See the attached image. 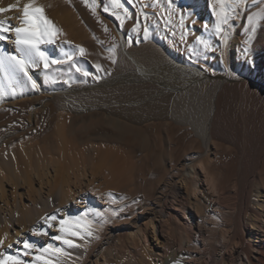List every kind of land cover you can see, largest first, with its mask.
Listing matches in <instances>:
<instances>
[{
    "label": "rangeland",
    "instance_id": "rangeland-1",
    "mask_svg": "<svg viewBox=\"0 0 264 264\" xmlns=\"http://www.w3.org/2000/svg\"><path fill=\"white\" fill-rule=\"evenodd\" d=\"M28 2L29 0H10L0 5V8L6 9L11 5L15 6L0 13V21L6 19L4 21L9 24L11 20L15 23L12 26L19 25L20 19L17 14ZM43 2L38 4V1L34 0L36 6L38 4L39 7L46 8L44 13L58 10L56 24L70 27L75 25L80 35L85 33L90 38L87 37L86 43H80L79 37H75V41L70 44L54 41L49 53L43 48L48 43L41 44L40 49L46 52L49 60L61 62L49 63L45 69L43 63L38 61L37 65L28 69L32 80L18 72L20 77L29 80L30 84L27 82V85L31 92L33 91V96L19 97L11 100L12 103L0 104V192L3 191V195H0V240L3 241L0 244V253L16 256L25 264H43L42 261L35 260L37 255H41L35 248L30 250L29 255H24V252L29 250L24 249L22 242L27 240L38 247L51 244L63 248L66 254L59 257L57 264H154L155 261L149 257L150 249L144 246L146 242L155 246V238L157 245L161 243L165 250L181 244L185 252L190 255L196 254L199 258L195 260L196 264H205L203 261L205 250L208 249L212 254L213 246L222 240L220 234L230 232L234 224L237 226L238 216L235 209L238 199L247 184L252 189V184H249L252 174L264 161V86L252 80L243 67L239 68L240 74L231 75L226 63L220 61L217 64L224 70L203 67L200 63L190 60L178 61L181 66L200 70L208 77V80L206 79L208 86L214 80L226 81L224 93L219 95L216 102L218 117L213 124V142L206 156L207 162H203L200 167L197 158L201 157L205 150L201 142L187 129L183 133L178 132L176 131L178 126L169 121L173 130L172 144L167 142L163 124L154 119L143 121L137 126L121 121V129L114 131L111 127L112 113L80 105L74 99L78 91L90 94L93 91L110 90L113 86L106 87V90L104 82L122 76L132 68L121 50H118L121 40L126 41L131 53L137 52L139 55L146 54L145 51L142 53L143 49L140 48L145 44L150 43L151 47L156 48L164 47L167 29L164 30L165 33L161 30L162 21L155 9L157 0V3L155 0H133L132 4L127 0H120L123 5L120 9H113L108 0H96V3H93V0ZM193 13L196 16L194 14L191 16V24L199 23L201 11L196 9ZM155 18L160 22L158 23ZM116 28L121 32L120 36ZM77 46L85 50L84 55L80 54ZM117 50L122 54L117 53ZM11 83L8 90L15 92L16 86ZM57 125L63 130L70 131L78 147L86 153L92 150L91 145L102 141L110 140L113 145H120L119 140L126 141V149L132 152L131 168L125 171L127 174L125 172L118 174L123 176L119 181L107 182L104 178L108 173L104 172L106 175L102 179L101 172H98L99 175L96 173L92 158L90 159L92 162L86 164L81 161L76 163L71 160L72 158L64 161L59 155L47 152L48 139L45 137ZM21 142L32 145L35 149L33 151L31 147L30 150L32 162L33 158L39 156L38 153V156H35L38 148L43 149V153L50 157L46 156L49 166L47 165L45 173L42 171L41 182L33 177L38 170L24 161L21 153L15 150V153L9 152V149L12 147L15 149ZM183 163L184 167L181 166ZM60 166L61 176L66 180L70 179L71 192L68 201L60 195V184L58 187L54 186L55 170H61ZM207 173L215 183L213 188L209 187L210 183L206 180ZM192 175L197 182L194 194L189 197L191 184L188 183L187 187L182 189H177L176 184L183 177L190 179ZM73 178H79V181L75 182ZM102 182H105L108 188ZM118 184L122 186L119 189ZM219 194L224 196L220 202L216 201L217 207L212 211L210 209L212 198L218 197ZM164 196L170 200L184 198L176 207L177 219L167 223L162 218L160 222H154L153 228L147 226L144 239L135 229L138 225L145 230L148 219H153L150 212L152 209L155 212L159 211V200ZM206 205L207 209L212 211L208 220L211 229L206 233L211 239L205 247H200V244L188 246L186 239L189 236V225L196 226L194 224L198 220L196 214ZM52 215H55L56 219L49 222L51 224L49 227L44 218ZM66 217H79L85 218L86 222L90 221L92 236L84 239L68 237L74 239L79 247L67 248L61 241L53 239L61 234L58 230L59 221ZM204 229L203 227L200 229L202 233L205 232ZM43 232L47 235L42 234ZM194 240L199 243L198 237L194 236ZM228 246L225 253L230 255L233 253L234 241H230ZM45 256L57 261L54 256L48 257L47 254Z\"/></svg>",
    "mask_w": 264,
    "mask_h": 264
},
{
    "label": "bare ground",
    "instance_id": "bare-ground-1",
    "mask_svg": "<svg viewBox=\"0 0 264 264\" xmlns=\"http://www.w3.org/2000/svg\"><path fill=\"white\" fill-rule=\"evenodd\" d=\"M8 1L10 0H0V5H3ZM37 1L39 4L44 0ZM45 1L43 3H45ZM152 4L153 3H151V5ZM45 9L46 8L44 7V10ZM155 9L157 10L158 17H160L162 21L163 29L158 27L159 30L161 29L165 33L167 29L165 35L167 36V39L164 41V47L160 46L156 48L151 47L152 45L150 46V43L149 45L145 44L140 46V48L143 49L141 52L143 53V51H145L146 54L139 55L136 54L137 52L131 53L130 50H128V44L126 41L121 40L118 50H121L133 69L130 68V70L126 73L124 72L122 76L104 82L103 85H106L104 89L107 90L106 87L110 88L112 86L115 87L114 89H112V87L107 91H93L90 94H83L78 91L76 92L77 94L75 95V98H73L80 103V105L84 104L89 108L96 107V109H100L105 113H112L111 119L113 122H111V127L114 131L121 129V121L137 126L143 121L154 119L163 124L161 125L167 135V142L172 144V128L169 121L178 126V129H176L178 132L183 133V131L187 129L201 142L205 150L204 154L202 153V156L197 158L199 159V166L201 167L203 162H207L206 156L210 151L213 142V124L215 118L218 117L216 102L219 95L224 93V82L226 81L221 79L214 80L211 82V85L209 84L210 86H208L206 85V79L208 80V77L203 75L200 70L193 67L181 66L178 64V61L182 62L190 60L200 63L203 67L224 70L222 66L217 64V62L220 61L226 63L231 75L238 74L240 71L239 68L243 67V70L248 72L252 80L264 86V0H244L243 4L235 7L229 17L228 23L221 25L222 32L227 34L226 42L223 40L222 35H217L216 33L218 18L215 13L221 10V6L217 4L215 0H160L155 4ZM196 9L201 11V19L199 23L191 24V16L193 14L195 15L193 12ZM57 11L53 10L44 13L46 17L52 21L53 25L55 24L54 27L58 30V34L53 38L54 41L59 43L62 41L63 44H70L79 37V40L81 39L79 41L80 43H86L88 38H90L89 35L87 36L85 33L80 35L79 30L74 27L75 25L70 27L60 23H58L59 25L56 24L58 22ZM17 15L20 19L22 17V11ZM249 16L254 18L251 23L248 19ZM156 21L158 20L156 19ZM19 22L21 24V20ZM159 22L160 21H158V23ZM9 24L15 25L14 21L11 20L9 21ZM20 24H17L18 27ZM7 25L8 23H6L5 26ZM116 31L120 36V30L116 28ZM158 32L160 33V31ZM7 35L10 36L11 39L0 41V57L10 54L18 55L15 50V44L12 42L15 38V34L12 32H9L8 34L7 32ZM52 44L53 43H48L47 45L44 44L45 46L43 48L49 53ZM121 52L118 51L117 53ZM28 81L29 80L20 77L18 72H13L6 69L4 66H0V104L12 103L11 100H14L15 98L32 95L33 91L31 92L28 88ZM10 83L15 84V92L14 90L13 92H11L10 89L8 90ZM66 93H69V91H66ZM246 95L247 91H245L244 97H246ZM157 125L159 126V124ZM7 133L9 132L7 131ZM45 138L48 139V141H46L47 152L55 153L57 156L59 155L64 161L72 158L71 160L76 161V163L77 161H81L86 164L91 161L90 159L92 158L93 162H91L97 171L96 173L101 172L103 174L100 173L102 179L107 173L109 174V176H107L108 174L106 175L107 178H104L107 182L108 180L114 182L119 181V179L123 177L120 176L121 173L124 174L125 171L131 168L133 163H130L132 152L126 149V141L123 140L118 139L120 145H113L110 140L102 141L95 145H91L90 149L92 150H89L90 152L88 151L86 153V151L84 152L78 147L76 139L72 136V133L68 130H63L60 125H57ZM8 140V142H10V138ZM31 147L32 145L29 146L21 142V144L15 146V149L14 147L9 149V152H14L15 150L16 152L18 151L21 153L23 160L29 162L38 170V173L33 177L37 180L39 179L41 182L43 178L42 174L43 172L45 173V170L47 169L46 167L49 164L46 161V156L47 158L49 156L47 153H43V149L37 147L38 149H36L37 152H35V156H39L35 159L33 158L32 162V153L30 150H32L33 147L32 149ZM34 150L35 149H33V151ZM69 164L72 165L71 162ZM75 165L76 164H74V166ZM181 166L184 167V163ZM77 167L79 168L80 166ZM62 168L61 170H55L54 186L58 187L60 184V195L68 201L71 192L69 190L70 179L66 180L61 176ZM93 172H95L94 169ZM104 172L107 173L104 175ZM194 174L195 172L193 175ZM208 174L209 173L206 175V180L210 183L209 187L213 188L215 183ZM193 175L190 179L183 177L181 181L176 184L177 189H182L183 187H187L188 183H190L192 187L191 190L188 191L189 197L194 194L196 189L197 181ZM124 177L126 176L124 175ZM73 179L75 182L76 180L77 182L79 181V178ZM123 179L125 178H122V180ZM119 183H121V181ZM102 184L108 188V185H106L105 182H102ZM249 184H252V189H250L247 184L236 205L235 214L238 216L237 226L234 224L231 226L230 232L220 234L222 240L219 244L213 246V252L211 251L212 254L208 252V249L207 251L205 250L203 253L205 257L203 258V261L205 264H264V161L261 163V166L253 172ZM119 187L122 186L118 184L117 188L119 189ZM102 189L105 188L102 187ZM2 193L3 191L0 192V195H3ZM223 196L224 194H219L218 197L212 198L213 202L210 206L212 211L217 207L216 201L220 202ZM182 200H184V198H172V200H170L168 197L164 196L159 200V211L155 212L152 209L150 212L153 214V219H148L145 230L141 229L137 223V228L134 229L138 231L142 238L146 239L147 226H152L151 228H153L154 222H160L162 218L164 222L167 223L177 219L178 211L176 207ZM205 207L202 208V210H199L196 214L198 219L194 223L196 226L193 227L189 225V231L187 230L189 236L186 239V244L188 246H198L200 244V247H205L211 239L206 233L211 229L208 220L212 211L207 209V205ZM77 215L79 216L80 214H76V216ZM43 225H45L46 228H49L46 223H43ZM202 227L205 228V232L203 231L204 233L200 230ZM194 236L199 238V243L197 240H194ZM154 240L155 246L144 240L146 242L144 247L150 249L149 257L153 262L155 261L154 264H157L156 262L159 261L158 264H196L195 260L199 259L196 254L190 255L185 252L181 244H177L175 247L165 250L161 243L157 245V239L154 238ZM232 240L235 245L233 253L227 255L225 249ZM164 242L166 244L165 239Z\"/></svg>",
    "mask_w": 264,
    "mask_h": 264
},
{
    "label": "snow or ice",
    "instance_id": "snow-or-ice-1",
    "mask_svg": "<svg viewBox=\"0 0 264 264\" xmlns=\"http://www.w3.org/2000/svg\"><path fill=\"white\" fill-rule=\"evenodd\" d=\"M127 2L132 4L133 0H127ZM215 2L221 6V10L215 13L218 18L216 33L217 35H222L223 40L226 42L227 34L222 32L221 25L228 23L232 11H234L235 7L243 4L244 0H215ZM93 3H96V0H93ZM108 3L112 5L113 9H120L123 7L120 0H108ZM12 7L15 6L11 5L7 9L0 8V13L9 11ZM125 15H127L126 11ZM248 19L251 23L254 18L249 16ZM20 20L21 24L19 27L10 24L5 26L6 22L0 21V41L11 39V37L5 35L6 32L14 33L15 38L12 42L15 44L16 53H18V55L10 54L0 57V66H4L6 69L13 72L22 73L31 80L28 69L33 65H37L38 61L43 63L45 69L48 68L49 63L56 64L61 62L54 59L50 61L45 52L40 49L41 44L54 42L53 38L58 34V30L54 27L52 21L44 14V9L35 5L34 0H29L28 3L23 5L22 17ZM146 34L147 33H145V35ZM79 51L81 55H84L85 50L82 47H79ZM69 59H71V57H69ZM97 68L99 69V65H97ZM85 75H87V73H85ZM33 87H35V83H33ZM97 215H99V213H97ZM44 219L45 222L48 223V226L51 227L49 222L55 220L56 216L52 215ZM59 225L60 227L58 230L61 234L53 237V239L61 241L67 248L79 247L74 239L68 237L84 239L93 234L90 222H86L83 218L66 217L59 221ZM42 234L47 235L46 232ZM2 243L3 241L0 240V244ZM22 243L24 249L29 250L25 251L24 255H29L30 250L35 248L41 253V255L35 257V260L42 261L43 264H57L58 258L66 254L63 248L54 247L51 244L46 247H38L27 240ZM9 247H11V245H9ZM45 254H47L48 257H56L57 261L46 258ZM0 264H25V262L16 256L0 253Z\"/></svg>",
    "mask_w": 264,
    "mask_h": 264
}]
</instances>
